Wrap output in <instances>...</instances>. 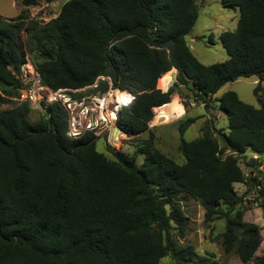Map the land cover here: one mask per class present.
Returning <instances> with one entry per match:
<instances>
[{
	"label": "trees",
	"instance_id": "obj_1",
	"mask_svg": "<svg viewBox=\"0 0 264 264\" xmlns=\"http://www.w3.org/2000/svg\"><path fill=\"white\" fill-rule=\"evenodd\" d=\"M16 1L19 15L0 14V264H160L166 256L170 264H189L194 247L173 235L184 238L189 230L182 195L201 204L206 221H225V253L264 264V254L256 256L261 227L245 221V195L235 188L240 183L256 192L264 219V186L239 165L247 152L258 155L248 162L252 169L264 157V0H221L238 7L240 18L234 31L220 35L228 59L211 65L186 40L199 16L196 0H68L47 23L27 21L24 9L40 0ZM28 56L54 91L79 97L95 84V93L112 84L130 93L132 100L128 93L112 97L126 104L118 121L125 140L141 142L134 154L106 139L112 157L101 153L90 133L70 138L58 103L42 104L45 116L32 122L31 103L16 99ZM173 68L176 82L162 91L158 81ZM249 77L260 81L254 90L260 107L225 92L218 109L227 116V133L210 121L201 137L187 141L195 119L181 118L178 149L185 162L156 146L150 122L184 108L178 88L208 108L222 87ZM137 154L144 156L141 166Z\"/></svg>",
	"mask_w": 264,
	"mask_h": 264
},
{
	"label": "rangeland",
	"instance_id": "obj_2",
	"mask_svg": "<svg viewBox=\"0 0 264 264\" xmlns=\"http://www.w3.org/2000/svg\"><path fill=\"white\" fill-rule=\"evenodd\" d=\"M68 0H53L46 2L40 0L38 5L25 8V13L30 19H35L41 23H47L55 19ZM199 8L198 19L191 31L186 37L187 43L192 49L196 57L205 65L216 64L228 59V54L220 41V35L224 31H234L239 22L240 10L238 7H226L222 4L221 0H196ZM23 7L16 0H0V14L6 17H15L20 14ZM212 35V36H211ZM26 40V34L23 35ZM30 61L31 58L28 56ZM172 73L164 76L158 87L165 86L171 80ZM260 81L256 77L241 78L234 82L226 84L220 91L214 94L207 108L204 103L203 107L198 106L200 102L194 100L192 94L184 87L178 88V96L180 101L184 104V108L176 115L167 113H160L155 116L150 122V126L155 132V144L163 152L168 154L171 158L179 163L185 162L184 156L178 149L180 141V132L178 130V120L183 118H194V123L185 131L184 139L187 141L195 140L202 136L203 126L210 121L213 122L215 127L219 130H224L227 133L228 121L224 112L218 109V99L227 91H235L240 99L244 102L251 104L255 107H260L259 101L254 94L255 88L259 85ZM93 88V87H92ZM86 91L89 95L94 94L93 89ZM263 90L261 94L264 95V82L262 83ZM87 95V94H86ZM194 105H193V104ZM14 106V103L4 106L5 109ZM32 111L30 113V120L36 122L45 116V110L40 104L31 103ZM176 121V122H175ZM173 122V123H172ZM160 127V128H157ZM149 133L143 134L141 139H148ZM219 139V137H218ZM134 139L124 140L122 145V152L133 155L137 150V144ZM97 150L101 153L108 154L112 157V151H108L105 138L100 137L96 139ZM254 157L251 152H247L244 156L240 157L239 165L245 175L255 177L254 183L256 185L264 186V157L261 156L260 165L254 169L248 165L249 160ZM144 156L141 154L136 155V164L141 166ZM236 190L240 195H245L243 206L246 209L244 219L245 221L255 223L261 227V234L263 242L256 252V256L264 254V219L262 209L258 206L256 200L257 194L254 191H247L245 184L237 183ZM185 215L188 217L189 230L184 238H179L173 232L174 237L179 244L192 245L195 249V257L189 264H198L204 261L209 264H255L253 261L244 263L235 252L225 253L222 246L221 233L224 230L225 221L223 219H215L213 221H206L205 209L201 204L188 195H182L179 200ZM170 256L164 257L160 264H170Z\"/></svg>",
	"mask_w": 264,
	"mask_h": 264
},
{
	"label": "built area",
	"instance_id": "obj_3",
	"mask_svg": "<svg viewBox=\"0 0 264 264\" xmlns=\"http://www.w3.org/2000/svg\"><path fill=\"white\" fill-rule=\"evenodd\" d=\"M22 79L25 88L21 90L23 91L22 95L16 98L17 100H27L30 103L40 105L58 103L68 115L67 135L70 138L80 139L90 133L97 138H105L109 145L121 150L127 135L119 128L118 121L120 110L126 104H117L112 95L116 92H128L122 91L112 84L105 92L79 97H75L71 92L65 90L54 91L42 82L40 75L29 59L22 66ZM102 79H106V77H102ZM96 86L97 84L93 87ZM81 91L77 90L73 93ZM132 98L131 95V100Z\"/></svg>",
	"mask_w": 264,
	"mask_h": 264
},
{
	"label": "crops",
	"instance_id": "obj_4",
	"mask_svg": "<svg viewBox=\"0 0 264 264\" xmlns=\"http://www.w3.org/2000/svg\"><path fill=\"white\" fill-rule=\"evenodd\" d=\"M169 73H172V77H171V80H170V82H168L165 86H161V87H158L159 89H161L162 91H167V90H169L172 86H173V84L176 82V76H177V73H178V71H177V69L176 68H173L172 70H170L169 71ZM226 86V85H225ZM223 88V87H222ZM221 90V89H220ZM193 104V103H192ZM194 105V104H193ZM198 106H201V107H203V104L202 103H200ZM204 108V107H203ZM176 122V121H175ZM173 123V122H172ZM150 128H152L151 126H150ZM157 128H160V127H157ZM157 131V129L155 130V132ZM146 133H148V132H146ZM146 133H144V134H146Z\"/></svg>",
	"mask_w": 264,
	"mask_h": 264
},
{
	"label": "water",
	"instance_id": "obj_5",
	"mask_svg": "<svg viewBox=\"0 0 264 264\" xmlns=\"http://www.w3.org/2000/svg\"><path fill=\"white\" fill-rule=\"evenodd\" d=\"M21 92H23V91H21Z\"/></svg>",
	"mask_w": 264,
	"mask_h": 264
}]
</instances>
